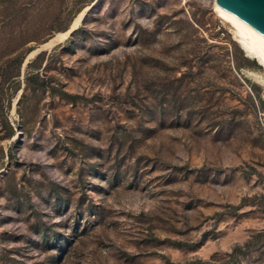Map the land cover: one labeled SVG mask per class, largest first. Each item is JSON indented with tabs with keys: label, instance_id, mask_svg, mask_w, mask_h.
Listing matches in <instances>:
<instances>
[{
	"label": "rangeland",
	"instance_id": "obj_1",
	"mask_svg": "<svg viewBox=\"0 0 264 264\" xmlns=\"http://www.w3.org/2000/svg\"><path fill=\"white\" fill-rule=\"evenodd\" d=\"M95 1L0 0V264H264V68L215 0Z\"/></svg>",
	"mask_w": 264,
	"mask_h": 264
},
{
	"label": "water",
	"instance_id": "obj_2",
	"mask_svg": "<svg viewBox=\"0 0 264 264\" xmlns=\"http://www.w3.org/2000/svg\"><path fill=\"white\" fill-rule=\"evenodd\" d=\"M96 3L97 0L84 12L80 24ZM217 7L234 20L242 23L264 38V0H217ZM77 29L78 26L70 30L68 37ZM46 52L43 49L36 51L33 57L26 61L22 70L27 67L31 60Z\"/></svg>",
	"mask_w": 264,
	"mask_h": 264
},
{
	"label": "bare ground",
	"instance_id": "obj_3",
	"mask_svg": "<svg viewBox=\"0 0 264 264\" xmlns=\"http://www.w3.org/2000/svg\"><path fill=\"white\" fill-rule=\"evenodd\" d=\"M213 10L224 23L231 27L236 43L246 56L264 68V38L222 12L217 7V0L214 1Z\"/></svg>",
	"mask_w": 264,
	"mask_h": 264
},
{
	"label": "trees",
	"instance_id": "obj_4",
	"mask_svg": "<svg viewBox=\"0 0 264 264\" xmlns=\"http://www.w3.org/2000/svg\"><path fill=\"white\" fill-rule=\"evenodd\" d=\"M92 9V8H91ZM86 16H87V14H86ZM86 16H85V18H86ZM84 18V19H85ZM76 32V31H75ZM75 32H73L72 34H71V36L75 33ZM41 55V54H40ZM38 57V56H37ZM36 57V58H37ZM10 62L13 64V65H16V64H20V62H21V58L20 57H18V55L17 56H15V57H13L12 59H10ZM28 67H30V65L28 66ZM18 70V69H17ZM14 71H11V74H2L1 76H0V83H6V82H8L10 79H12L14 76H13V73ZM15 77H16V75H15Z\"/></svg>",
	"mask_w": 264,
	"mask_h": 264
}]
</instances>
